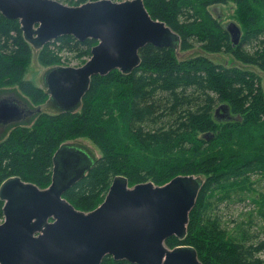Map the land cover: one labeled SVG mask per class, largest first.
Wrapping results in <instances>:
<instances>
[{
    "label": "trees",
    "instance_id": "16d2710c",
    "mask_svg": "<svg viewBox=\"0 0 264 264\" xmlns=\"http://www.w3.org/2000/svg\"><path fill=\"white\" fill-rule=\"evenodd\" d=\"M68 1L80 6L99 0ZM144 3L154 20L165 22L180 35L181 53L192 52L199 44L207 53L226 54L264 72V0ZM229 4L235 5L243 29L237 46L223 20L211 11ZM97 44L91 39L80 42L72 36L60 37L46 45L37 60L45 70L63 66L62 52L89 60ZM250 46L252 51L247 50ZM140 55L142 63L130 75L116 70L94 77L78 112H43L30 123L4 133L0 129V186L18 177L48 188L59 148L88 141L98 151V161L64 195L77 210L88 213L97 209L118 176L127 178L130 187L149 182L163 186L178 176L203 177L205 184L191 213L186 239L172 237L167 246L194 247L203 264H264V241L242 242L212 215L216 200L257 193L253 176L264 181L262 78L255 71L231 63L227 67L204 56L182 60L175 49L148 45ZM33 58L34 50L25 41L20 22L0 13V92H16L38 108L48 103L49 95L25 79ZM220 104L227 105L239 119L218 122L214 111ZM253 202L264 217V192L256 194ZM3 208L0 200V223ZM102 264L131 263L108 256Z\"/></svg>",
    "mask_w": 264,
    "mask_h": 264
},
{
    "label": "water",
    "instance_id": "95a60500",
    "mask_svg": "<svg viewBox=\"0 0 264 264\" xmlns=\"http://www.w3.org/2000/svg\"><path fill=\"white\" fill-rule=\"evenodd\" d=\"M0 13L20 22L34 58L60 37L98 42L84 65L55 66L43 72L41 87L49 101L35 112L30 111L26 98L1 91L13 95L0 98L2 133L30 123L43 112H78L94 77L116 70L132 74L142 63L140 51L148 45L175 49L182 60L203 56L202 49L199 54L198 50L181 53L180 35L165 22L154 20L144 0H99L80 6L57 0H0ZM225 28L237 46L242 30L235 23ZM218 57L224 62L221 54ZM26 115L34 117L24 122ZM98 158L92 144L69 142L53 157L48 188L18 177L0 186V200L4 202L0 264H102L108 256L131 264H203L194 247L171 249L167 241L172 237L186 239L205 178L178 176L163 186L149 182L130 187L127 178L118 176L97 209L79 211L64 195L85 179Z\"/></svg>",
    "mask_w": 264,
    "mask_h": 264
},
{
    "label": "rangeland",
    "instance_id": "374dc122",
    "mask_svg": "<svg viewBox=\"0 0 264 264\" xmlns=\"http://www.w3.org/2000/svg\"><path fill=\"white\" fill-rule=\"evenodd\" d=\"M57 1L68 6H76L71 5L68 0ZM213 10H217V13ZM211 11L213 14L215 13L219 15V18L223 20V24H225V26L235 23L241 30H243L242 26H240V22L238 21L239 15L235 5L229 4L222 7H215L212 8ZM199 47L200 45L196 44L198 54L200 53ZM52 49L55 50L56 47L53 46ZM247 50L252 51V47H247ZM201 55L207 56L222 65H230V63L232 65V63H235V67L243 70L255 71L262 78L264 86V72L257 67L235 62L233 57L226 54H221L224 62L220 60L218 55L210 54L205 51H203V54ZM61 56L63 60L61 65L63 66L80 67L83 65V61H88V58L79 59L75 53L71 54L62 52ZM44 71L45 68L38 63L37 58H33L27 69L25 79L35 82L38 86L43 87V84L41 83V76ZM48 112L53 113V111ZM85 142L91 144L88 141ZM252 180L257 182L254 186V190H257V193H238L234 194L230 200H225L223 202L216 200V207L212 213L213 216H218L220 218L223 227L226 228L233 237L236 236L240 241L246 242L249 245L253 243L256 244L258 241H264V217L260 215L256 204L253 202L256 194L258 195L259 193L264 192V181L261 176H253ZM262 257L264 258V254H262Z\"/></svg>",
    "mask_w": 264,
    "mask_h": 264
},
{
    "label": "flooded vegetation",
    "instance_id": "af4514ba",
    "mask_svg": "<svg viewBox=\"0 0 264 264\" xmlns=\"http://www.w3.org/2000/svg\"><path fill=\"white\" fill-rule=\"evenodd\" d=\"M215 12H217V10H215ZM13 96L10 92H4L2 94H0V98L3 96ZM28 107L30 108V111L35 112V108L33 106H30L29 103L27 104ZM224 104H220L217 106V108L214 111V118H216V120L220 123H230V122H234L235 120L239 119V117L235 116L231 109L229 107H224ZM221 107V108H220ZM220 108V111H217V109ZM28 115L25 116V118H27ZM34 117V116H33ZM33 117L31 118H27L24 122L30 121L31 119H33ZM0 128H2V126L0 125Z\"/></svg>",
    "mask_w": 264,
    "mask_h": 264
},
{
    "label": "bare ground",
    "instance_id": "6f19581e",
    "mask_svg": "<svg viewBox=\"0 0 264 264\" xmlns=\"http://www.w3.org/2000/svg\"><path fill=\"white\" fill-rule=\"evenodd\" d=\"M216 119V118H215Z\"/></svg>",
    "mask_w": 264,
    "mask_h": 264
}]
</instances>
